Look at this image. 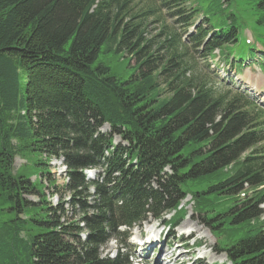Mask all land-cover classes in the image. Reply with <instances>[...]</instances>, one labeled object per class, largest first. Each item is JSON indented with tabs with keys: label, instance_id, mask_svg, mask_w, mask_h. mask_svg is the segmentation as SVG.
Here are the masks:
<instances>
[{
	"label": "trees",
	"instance_id": "obj_1",
	"mask_svg": "<svg viewBox=\"0 0 264 264\" xmlns=\"http://www.w3.org/2000/svg\"><path fill=\"white\" fill-rule=\"evenodd\" d=\"M243 13L264 25V0H0V205L10 215L0 264H129L100 251L148 214L176 227L191 202L231 264H264V107L188 75L175 30L158 45L147 37L161 14L185 26L200 17L187 44L239 72L256 59L235 50ZM109 53L127 58L126 79L98 62ZM16 157L25 164L13 173ZM52 160L65 168V205L91 211L79 221H66Z\"/></svg>",
	"mask_w": 264,
	"mask_h": 264
},
{
	"label": "rangeland",
	"instance_id": "obj_2",
	"mask_svg": "<svg viewBox=\"0 0 264 264\" xmlns=\"http://www.w3.org/2000/svg\"><path fill=\"white\" fill-rule=\"evenodd\" d=\"M138 1V0H136ZM233 3L235 0H231ZM242 17V18H241ZM241 21L244 22L240 29V34L238 35V42L235 45L236 52L241 55L243 58L247 59L249 57H256L257 51L264 46V25L256 23L251 17L250 13H243L240 16ZM202 26V20L200 17H195L191 20L189 25L177 24L176 21L173 22L171 19L164 18L161 14L159 19H150L147 26V37H155L156 45L159 41L168 38L170 32L175 30L177 35L180 36L181 41L186 43V49L189 59V68L187 73L190 76L203 77L205 76L207 80L214 85L215 88L220 90L218 86L219 83L226 88L234 87L239 91H244L250 95L255 102L264 106V74L261 73L258 67L255 65H246L243 68V71L236 75L235 73L228 70V68L223 67L220 63H217V57H203L204 53L197 52L195 50L204 51V43L201 44V48H194L193 45L187 44L188 35H193L196 33L197 29ZM165 28L161 32L162 28ZM204 27V26H203ZM188 28L187 32L186 29ZM209 37L207 34L206 39ZM153 39V38H152ZM215 55L218 52H214ZM159 55L162 56V53L159 51ZM261 57L257 58L260 59ZM127 58L124 59L122 53L119 54H101L99 56L98 62L106 65L114 77L118 79H126L129 75L130 69L127 64ZM134 63V62H132ZM210 69V71L208 70ZM262 71H264V68ZM228 70V71H227ZM236 75V76H235ZM109 129L104 126L100 132H107ZM114 144L120 143L118 137L113 138ZM25 164V161L21 157L15 159L13 165V173L16 172L21 166ZM65 168L61 165L59 160H52L50 162V179L56 181L58 197L60 202L64 205L65 208V218L68 222L79 221L83 215H89V211L85 207H81L76 202L73 204L65 205L70 203V195L65 190L61 188L65 185L66 177L64 175ZM87 177L93 179L96 174L95 171H86ZM32 177L30 181H33ZM46 186V182H44ZM246 187V186H245ZM85 191H82L80 195V200L82 203H86L89 207L92 204V188L85 187ZM56 192L54 189H45V196L49 197V202L52 206L58 204L59 200L57 197L51 198V193ZM90 196V197H88ZM188 197L181 205L188 200ZM25 200L31 203H37L38 197L29 196L24 197ZM191 199V198H190ZM192 201V200H191ZM193 202L188 206H185L187 209V217L179 224L177 228H172L169 226L166 221L154 220L151 214L146 216V222L136 224L139 226L134 227L131 230H128V238L124 242V235L122 233L118 236V242L116 240H110L100 251L101 257L106 255L109 258H114L117 255L119 250V244L123 245L124 250H121L120 254H125L128 252L129 264H171L167 263L165 260H159L162 258L164 252L172 251V255L169 261L173 258L178 257L179 253L183 257H180L177 260L176 264H228L227 259L224 253H219L220 249H214L216 245L215 237L211 235L209 230L204 227L205 224L201 220V215L196 213L193 208ZM259 209L264 211V206L260 205ZM10 218L9 213L7 212V206L0 205V223L6 221ZM261 219H264V215L261 216ZM192 232V233H191ZM184 233V235H180ZM189 233L191 236H189ZM126 234V233H125ZM82 238L85 236V232L80 235ZM127 236V235H125ZM202 244L201 248L191 247L195 242ZM135 244H138L134 246ZM125 245H128L126 248Z\"/></svg>",
	"mask_w": 264,
	"mask_h": 264
},
{
	"label": "bare ground",
	"instance_id": "obj_3",
	"mask_svg": "<svg viewBox=\"0 0 264 264\" xmlns=\"http://www.w3.org/2000/svg\"><path fill=\"white\" fill-rule=\"evenodd\" d=\"M236 76V75H235ZM192 233V232H191ZM172 251H170V252H164V254H163V256H162V258H160L159 260H165L167 263H171V264H176L177 263V260L180 258V257H183L182 255H181V253H179V255H178V257H176V258H173L171 261H169L170 260V258H171V255H172Z\"/></svg>",
	"mask_w": 264,
	"mask_h": 264
}]
</instances>
